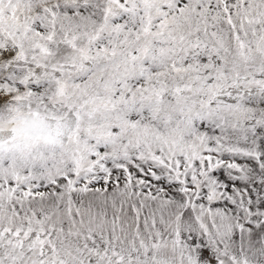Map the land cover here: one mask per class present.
<instances>
[{"label": "snow or ice", "instance_id": "obj_1", "mask_svg": "<svg viewBox=\"0 0 264 264\" xmlns=\"http://www.w3.org/2000/svg\"><path fill=\"white\" fill-rule=\"evenodd\" d=\"M0 264H264V0H0Z\"/></svg>", "mask_w": 264, "mask_h": 264}]
</instances>
